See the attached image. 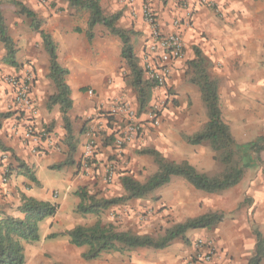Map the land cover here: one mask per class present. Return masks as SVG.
Returning <instances> with one entry per match:
<instances>
[{
  "label": "crops",
  "instance_id": "1",
  "mask_svg": "<svg viewBox=\"0 0 264 264\" xmlns=\"http://www.w3.org/2000/svg\"><path fill=\"white\" fill-rule=\"evenodd\" d=\"M0 1L2 11V3L7 0ZM24 1L21 3L42 21L41 30L49 34L56 43L59 64L68 69L66 82L73 102L68 115L73 135L78 140V156L76 157L75 152L72 164L58 169L56 166L67 160L68 147L64 141L59 108L54 106L48 109L46 106L55 89L46 77L48 56L43 48L29 50L24 56L20 50L16 57L20 65L17 68L0 65L5 73H16V77H23L27 71L34 75L31 87L34 106L32 114L26 113L25 118L20 120L3 121L0 144L29 167L40 189L44 187L40 174L45 170L62 174V201L72 203L65 213L66 218H63L66 223L63 228H56L62 225L59 217L62 205L58 204L56 215L45 220L44 236L25 245L24 264H187L194 253L191 239L198 236L211 242L215 248L209 263L198 264H249L256 255L258 239H264V0H211L222 7V19L217 18L211 8L196 7L192 24L181 28L186 53L181 60L168 63L170 73L167 84L169 88L176 90L177 95L173 98L179 100V104L162 115L166 119L165 123L159 125V121L156 127L150 126L154 133L144 128V134L129 144L125 151L131 155L133 149L153 147L168 161L188 162L199 172L211 177L206 173L207 166L214 163L209 144L203 142L191 146L181 139L182 134L194 133L202 124L194 109L187 113L183 111L186 108L185 100H191L194 106L197 104L198 90L195 91L191 86L184 90L179 86L181 76L184 77L186 70H189V62L199 54L209 74L218 80L220 115L230 128L235 150L241 156L240 166L244 174L236 185L215 194L199 191L179 177H173L154 194L159 204L169 209L162 208L164 215L170 212L178 223L207 213L220 214L221 222L210 229L190 230L185 234L186 242L178 239L164 249L107 252L92 261H85L82 255L86 248L73 246L67 236L50 240L46 236L65 232L75 226L89 227L101 222L100 216L108 209L99 216H82L76 213L78 198L75 192L79 187H87L92 193L104 198L123 195L119 181L122 176L128 175L127 171L117 175L115 188L105 186L103 182L104 171L113 159L110 147L105 143L98 144L95 162L90 165L89 170L84 171L81 168L83 145L88 125L101 131L113 128L115 119H109L106 126L105 119L96 115L99 104L102 103L109 109L123 100L136 109L135 93L126 78L127 68L121 58L122 44L117 36L110 34L104 26L96 25L93 28V38L88 41V14L85 11L78 12L60 0H44V3L39 0ZM52 2L56 4L55 7L51 6ZM141 2L134 0L130 6L120 0H99L105 15L119 14L116 26L130 33L134 54L143 69L144 48L150 33L140 16ZM151 6L163 33L171 32L172 17L183 14L167 0H151ZM58 7L63 10L60 11ZM13 41L16 42V38ZM4 53L2 49V57ZM88 91L94 94L91 96ZM9 95L10 92H2L0 95V112L12 104ZM28 126L32 127L34 136L26 133ZM83 126L86 127L84 132ZM157 140L160 144H156ZM138 162L140 166L145 164L143 161L141 164L140 160ZM150 165L155 171L156 166L153 163ZM132 166H135L132 161L120 165L124 167L122 170H128ZM16 173L7 184L0 182V208L7 213H14L19 205L20 193L31 196L34 187L28 179ZM117 187L120 194H116ZM14 193L18 195L16 204L11 199L15 197L12 195ZM53 198H57V195ZM142 200L119 206L127 208L133 202ZM48 201L54 203L52 200ZM125 231L136 233L133 230ZM197 231L200 233H196ZM260 264H264V258Z\"/></svg>",
  "mask_w": 264,
  "mask_h": 264
},
{
  "label": "trees",
  "instance_id": "2",
  "mask_svg": "<svg viewBox=\"0 0 264 264\" xmlns=\"http://www.w3.org/2000/svg\"><path fill=\"white\" fill-rule=\"evenodd\" d=\"M67 3L78 12L85 11L88 14L86 35L88 41L93 38V28L96 25L104 26L110 34L117 36L122 44L121 58L127 68L126 78L135 93L136 110L138 116L149 111L155 82L145 76L139 60L134 54L130 33L116 26L119 14L105 15L99 0H60ZM8 4L17 9V14L25 16L30 24V29L40 35L42 48L48 56L47 78L54 86V93L48 98L46 106L48 109L57 106L61 115L64 131L65 144L68 147L67 160L57 165L58 169L71 165L72 158L78 147V140L73 135V127L68 113L72 109L71 91L66 79L68 69L60 65L57 59V46L52 37L41 30L42 21L37 15L16 0H7ZM1 4V1H0ZM0 43L5 54L3 64L17 68L16 61L18 48L8 33L3 13L0 10ZM189 83L195 86L199 93L206 113L205 124L195 133L183 136L184 141L191 146L200 145L203 142L209 144L210 150L223 167L220 174L208 176L198 172L188 162H170L157 150L147 147L138 153L150 157L156 166L153 174L140 182L131 175L120 178V185L124 191L118 197L104 198L89 191L87 187H79L75 196L78 198L76 213L86 216H99L103 211L115 206L126 204L130 201L142 200L154 193L156 190L167 185L173 177L184 179L195 189L215 194L236 185L242 178L244 170L240 166L241 156L235 150V142L229 126L222 120L219 107L218 80L207 71L204 60L199 54L189 62ZM26 112L15 108L12 113L0 112V128L4 120H20L25 118ZM2 120V121H1ZM86 122V121H85ZM89 120H87V123ZM86 123V124H87ZM85 125V124H84ZM86 127L83 126V132ZM105 132V145L111 149L114 147L113 134ZM104 133H102L103 135ZM115 153V151H114ZM0 175L8 183L14 172L23 176L31 183L38 186L34 173L29 167L14 156L10 150L0 144ZM96 152L94 153V155ZM4 155L6 157L4 158ZM94 157L89 165L94 163ZM59 205L46 200L19 194V205L14 213H7L0 208V264H24L26 257L24 248L39 240V226L46 219L52 218L58 212ZM222 216L218 213H207L190 218L181 223H176L157 235H140L131 231H118L112 225H103L96 222L94 225L75 226L61 233H50L46 239H55L67 236L70 244L75 247H85L86 251L82 258L85 261L98 259L103 253L130 251L134 249L160 250L169 246L175 240L186 242L185 234L190 230L210 229L219 224ZM264 258V239L259 238L256 255L249 264H260Z\"/></svg>",
  "mask_w": 264,
  "mask_h": 264
},
{
  "label": "rangeland",
  "instance_id": "3",
  "mask_svg": "<svg viewBox=\"0 0 264 264\" xmlns=\"http://www.w3.org/2000/svg\"><path fill=\"white\" fill-rule=\"evenodd\" d=\"M21 2H25V1L21 0ZM55 5L56 4L54 2L51 3V6L55 7ZM27 6L29 7L28 4H27ZM218 6H219V4H218ZM58 9L60 11L63 10L62 7H58ZM217 9L218 8L215 7V8H211L210 10L212 11V13L217 18L222 19L223 18V12L221 10H217ZM2 11H3V17H4L5 23L7 25L8 33H9L10 37L13 40H14V38H16V40H17L16 42L15 41L14 42L16 44V47L18 48V52L21 50V53L23 55L24 53H27L29 50L38 49L40 47L42 48V42H41L40 35L38 33L33 32L30 29L29 21H28V19H26L25 16H21V15L17 14V9L14 6H12L6 2L2 3ZM2 49H3V46L0 43V65L3 64V60H2L3 57L1 56ZM185 53H186V50L184 49V54ZM17 55H18V53H17ZM26 74L32 75V79L34 81V75L32 72H28V71L24 72L23 76ZM8 76H17V75H16V73L15 74L5 73V71H3L0 68V95L2 94V92L6 93V94H8V92H10L9 97L11 98V103H12L13 94H12L10 87L7 86V84L5 82V79ZM180 79H181V83L179 85L180 89H184V90L189 89L191 86L192 88L195 89V91L198 90L195 86L190 84L188 81L189 80V70H188V72L186 70V72L184 73V77L181 76ZM167 82H168V76H167ZM167 82L165 83V85L162 88H159V89L155 88L154 89L149 111L143 115H140V117L143 120L145 119L143 122L144 127L146 129H148V132H150V133H154L155 131L153 128L150 127L153 125L150 123L151 118L149 116L150 115L151 116L156 115V117L160 121L159 125H161V124L166 122V119L162 115H164L165 112L167 113L170 110H173L174 105L179 104V102H178L179 100H175L173 98L175 95H177L176 90H174V88H169ZM177 90H179V89H177ZM199 94H198V102L195 106L193 105L191 100H185L186 108H183V111H184V113H187L188 110L194 109V113H196L198 119L200 120V122H202V124L200 126V128H201L206 122V113H205V109H204V106H203V103H202V100H201V97ZM15 108H17V106L13 105V103H12L9 105V107L5 108L6 110L2 111L1 113H5V114L12 113V111ZM104 108L101 107L99 109V111L96 113V115L98 114V115H101L103 117V119H108V111H106L107 109L105 108L106 109L105 110ZM176 108H178V107H176ZM18 109H20V108H18ZM10 119L13 120V116ZM2 123H3V121H2ZM2 123H1V127H2ZM153 127H156V126H153ZM143 132L141 133L142 135L144 134ZM26 133H29V135H33L32 127L28 126L26 129ZM102 133H104V134L102 135ZM191 134H193V133H191ZM191 134H182L181 135V139L186 145H188V144L184 141L183 136H187V135H191ZM104 135H105V132L99 130L98 135H97L99 145L105 143V141H104L105 136ZM140 135H138L139 137L137 136V138L135 140H138L140 138ZM156 144H160L158 142V140L156 141ZM127 146L119 154H117L116 152L114 153V151L116 149H111V152H112L111 156L113 157V159L111 161V165L114 168L115 175H114L113 180L110 183H106L103 181L105 186H113V188H115L117 186V182H118L117 175L122 171L123 172L127 171L128 175H131L135 180L140 181V182L144 181L147 177H149L151 174H153L155 172L154 168L150 165V163H153L152 159L146 155H141L138 153L141 149H143L142 147L140 149H133V153H131V155L130 154L128 155L127 152H125ZM147 147H144V148H147ZM150 148H153V147H150ZM208 148L210 150L209 146H208ZM210 152L212 153L211 150H210ZM75 155L77 157L78 153L76 152ZM212 155H213V159H214V154L212 153ZM124 156H126V158H124ZM137 159L141 161V164H142V161L145 164L140 166ZM148 159H150L151 161ZM130 161H132L133 165H135V166H132L128 170H122V169H124V167L122 168V167H120V165L122 163L123 164L124 163L129 164ZM109 164H110V162H109ZM222 170H223L222 165L217 160L214 159V163L207 166L206 173L211 175V176H216V175L220 174L222 172ZM200 173H202V172H200ZM61 175L62 174H59L58 172H49L48 170H45L42 175L40 174V178H42V180L44 181V187L42 189H40L36 185H34L32 191H31V194H30L31 196H33L37 199H40V200L42 199V200H47V201L52 200L54 203L62 205L61 211L59 214L60 215L59 217L62 221V225L56 226V228L58 230H60V228H63L64 225L66 224L63 218H66L65 213L68 212L72 206L71 202H66V203L64 202L63 203V201H62L64 189H62V186L60 185ZM115 178H117V180H115ZM0 182L2 183L1 179H0ZM2 184H7V183H2ZM118 189H119V187H117L115 190L116 194H120V191H118ZM12 195L15 197L11 196L12 197L11 199H13V201L15 200V202H13V203L16 204V202L18 200V195L16 196L15 193ZM55 195H57V198H53ZM142 203H144V204H142ZM162 205L163 204H159V201H157V198H156V194L153 193V194L149 195V197L146 200H142L139 202H133L131 205H128L127 208H125L124 206H119L116 208L112 207V208L108 209L107 211L102 213V215L100 216V221L102 222V224H106V225L110 224V225L114 226L118 231L133 230L134 232L139 233V234H150L151 236L157 235V234L163 233V231L165 229L169 228L173 224L178 223V221L175 220L174 216L171 215L170 212H168V214L164 215V213L161 211L163 208ZM8 206H10V205H8ZM9 208H11V207H9ZM163 209L169 210L166 206ZM45 227H46V221L41 223L40 237L44 236ZM196 233H200V232L197 231ZM199 240H204V238L198 236L196 238L194 237L191 239V241H193V244H194L193 245L194 249L196 248V244ZM149 252H151V251H149Z\"/></svg>",
  "mask_w": 264,
  "mask_h": 264
},
{
  "label": "built area",
  "instance_id": "4",
  "mask_svg": "<svg viewBox=\"0 0 264 264\" xmlns=\"http://www.w3.org/2000/svg\"><path fill=\"white\" fill-rule=\"evenodd\" d=\"M44 3V0H39ZM126 5H132L134 0H120ZM140 16L143 22L149 29V40L144 48L143 56V70L145 76L155 82V88H162L167 82V76H169L170 69L168 63L179 61L184 56V40L181 32L182 27H188L192 24L194 10L198 6H204L208 8H215L222 11V7L211 0H167L174 8L181 10L183 13L181 16H174L171 19L172 30L169 33H163L159 26L157 17L152 9L151 0H141ZM133 10V9H132ZM133 15V14H132ZM7 86L10 87L13 98L12 103L16 105L26 113L32 114L34 109L31 87H32V75L26 74L23 77L8 76L5 79ZM154 88V89H155ZM89 95H93L92 91H88ZM104 108V105L99 104L98 109ZM106 108V107H105ZM104 108V109H105ZM107 109V110H106ZM108 119H105L106 126L109 119H115L112 129H108L109 134H113L115 152L119 154L129 144H131L138 135L144 130V120L138 116L137 110L132 107L127 101L119 100L109 109ZM97 116L103 118L101 115ZM150 123L153 126H157L159 123L156 115L149 116ZM100 129L92 125H88L85 133L86 139L83 145L84 151L82 156L81 168L85 171L90 168V160L94 157L98 146L97 135ZM29 135V133H27ZM6 155H4V158ZM114 168L111 163L104 171L103 181L110 183L114 178ZM2 183L6 182V179L0 175ZM215 253L213 244L206 240H199L194 249L193 256L187 264H198L200 262L209 263L212 256Z\"/></svg>",
  "mask_w": 264,
  "mask_h": 264
}]
</instances>
